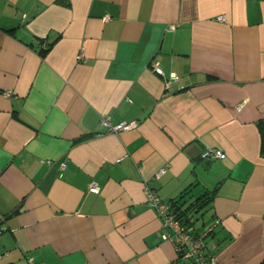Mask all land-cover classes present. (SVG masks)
I'll list each match as a JSON object with an SVG mask.
<instances>
[{"label":"crops","instance_id":"crops-1","mask_svg":"<svg viewBox=\"0 0 264 264\" xmlns=\"http://www.w3.org/2000/svg\"><path fill=\"white\" fill-rule=\"evenodd\" d=\"M148 189L264 260V0H0V264H195Z\"/></svg>","mask_w":264,"mask_h":264},{"label":"built area","instance_id":"built-area-1","mask_svg":"<svg viewBox=\"0 0 264 264\" xmlns=\"http://www.w3.org/2000/svg\"><path fill=\"white\" fill-rule=\"evenodd\" d=\"M223 17H220L222 20ZM173 28V26H172ZM44 47V46H43ZM156 73H161V69L154 64ZM10 91L4 93L5 96L10 95ZM244 102L238 105L242 106ZM100 125L105 127L108 131L118 132L128 129H133L137 126V120L124 121L119 123H112L109 117H103L100 120ZM203 159L219 158L223 159L225 154L216 149H205L201 153ZM65 164H60V169L63 170ZM165 173V169L161 168L157 172V176ZM88 191L98 193L100 187L94 183L88 185ZM147 201L154 207L155 212L160 219L161 226L164 229L163 238L168 240L174 246L177 258L180 261H192L195 264H216L215 257L210 256L206 250V238L212 233L213 226H207L201 232H195L192 226L185 225L175 212L170 211L168 205L162 202L153 191L147 190Z\"/></svg>","mask_w":264,"mask_h":264},{"label":"trees","instance_id":"trees-1","mask_svg":"<svg viewBox=\"0 0 264 264\" xmlns=\"http://www.w3.org/2000/svg\"><path fill=\"white\" fill-rule=\"evenodd\" d=\"M46 49L47 47H45L42 50V53H44ZM213 193L214 192H205L204 196L201 197V199L197 200L196 202H190L187 205H184V203H182L181 201L179 202V200H172V201L166 202V204L168 205L170 211L175 212L177 217L180 218V220H182L185 225L191 226V223H192L191 215H188V213L196 214L198 210L201 209L205 203L209 202L213 198L214 196ZM181 198H182V195H180V200ZM218 222L216 223L218 224ZM3 230L4 229L0 225V233L3 232ZM260 264H264V260Z\"/></svg>","mask_w":264,"mask_h":264}]
</instances>
